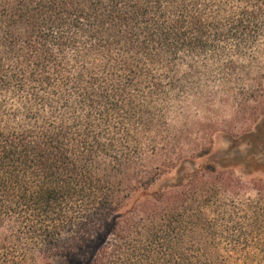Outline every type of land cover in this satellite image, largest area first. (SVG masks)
I'll use <instances>...</instances> for the list:
<instances>
[{
	"label": "trees",
	"instance_id": "16d2710c",
	"mask_svg": "<svg viewBox=\"0 0 264 264\" xmlns=\"http://www.w3.org/2000/svg\"><path fill=\"white\" fill-rule=\"evenodd\" d=\"M263 54L264 0H0V264H264V127L170 120Z\"/></svg>",
	"mask_w": 264,
	"mask_h": 264
},
{
	"label": "rangeland",
	"instance_id": "374dc122",
	"mask_svg": "<svg viewBox=\"0 0 264 264\" xmlns=\"http://www.w3.org/2000/svg\"><path fill=\"white\" fill-rule=\"evenodd\" d=\"M256 83L204 88V96L182 100L173 107L170 117L175 131L183 134L187 148L197 142L202 131L205 138L213 140L216 149L226 150L243 134L264 127V54L248 77ZM236 146V145H234ZM242 150L245 145L238 146ZM256 164L249 169L239 162L237 174L247 180L264 177V149L255 154ZM247 173L248 175H245ZM169 183L161 180L154 188Z\"/></svg>",
	"mask_w": 264,
	"mask_h": 264
}]
</instances>
